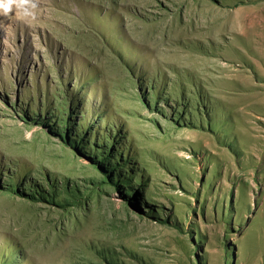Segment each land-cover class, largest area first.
<instances>
[{
	"label": "rangeland",
	"instance_id": "374dc122",
	"mask_svg": "<svg viewBox=\"0 0 264 264\" xmlns=\"http://www.w3.org/2000/svg\"><path fill=\"white\" fill-rule=\"evenodd\" d=\"M36 3L0 15V264H264V0Z\"/></svg>",
	"mask_w": 264,
	"mask_h": 264
},
{
	"label": "bare ground",
	"instance_id": "6f19581e",
	"mask_svg": "<svg viewBox=\"0 0 264 264\" xmlns=\"http://www.w3.org/2000/svg\"><path fill=\"white\" fill-rule=\"evenodd\" d=\"M138 2V1H137ZM168 25V24H167ZM161 26V25H160ZM172 26V25H171ZM149 28H152V27H150V26H148ZM160 29H162V28H160ZM165 30V29H164ZM214 29H211L210 31H207V32H200V35L201 34H206V35H211L212 34V31H213ZM145 31L146 32H149V31H147L146 29H145ZM150 31H152V33L153 34H155V32H154V29L153 30H150ZM156 31H159V30H156ZM167 31V30H166ZM172 31V30H171ZM231 32H234L235 30H230ZM162 33H164V32H162ZM245 33H246V29H245ZM161 34V33H160ZM247 34V33H246ZM157 35V34H156ZM220 35V34H219ZM215 36H218V34H217V32L215 33ZM152 37V36H151ZM159 38V37H158ZM261 46V45H260ZM258 47V46H257ZM257 47H255L254 49H252V51L253 50H255L257 53H256V55L257 56H259L260 57V52L258 51V48ZM259 49H261V48H259ZM237 51V50H236ZM184 57V59H189V61L191 62V65H192V67H194L193 69H196V68H198L199 70H202L203 68H209L208 67V61L207 60H205L204 58H202V57H199V56H197V55H192V54H190V50L188 51H186V54L183 56ZM183 59V60H184ZM264 59V58H263ZM187 63V62H186ZM187 66V65H186ZM189 67H191V66H189ZM197 70V69H196ZM195 70V71H196ZM225 71H228V68H225ZM198 72V71H197ZM242 73V72H241ZM245 74V73H244ZM208 74H206V76H207ZM236 75V74H235ZM226 77V76H225ZM241 77V76H240ZM246 77V76H245ZM227 78V77H226ZM229 79H231L230 77H229ZM235 79V78H234ZM245 99H247L248 101L250 100L251 101V97H249V95L248 96H246V98ZM245 101V100H244ZM247 101V102H248ZM249 101V102H250ZM246 102V103H247ZM252 102L251 103H248V105H247V107L248 108H250V107H252ZM252 118V117H251ZM251 128V127H250ZM252 130V129H251ZM248 136V135H247ZM248 137H250V136H248ZM249 139V138H248ZM228 160H229V158H228ZM64 246V245H63ZM62 248V249H61ZM67 249H65L64 247H60V245L59 244H56V246H54L53 244H51L50 243V250L47 252L48 253V256L50 257V259L51 260H53L55 263L56 262H58V264H61L62 262H63V256H65V255H63L64 254V251H66ZM81 258H82V256H80ZM75 258V257H74ZM76 259V258H75ZM74 259V260H75ZM84 259H86V258H84ZM91 259V258H90ZM80 261V260H79ZM78 262V261H77ZM86 262H90L89 260H87L86 259V261H85V263ZM84 263V262H83ZM94 263H95V261H94ZM98 263H100V262H98Z\"/></svg>",
	"mask_w": 264,
	"mask_h": 264
},
{
	"label": "clouds",
	"instance_id": "9594fccd",
	"mask_svg": "<svg viewBox=\"0 0 264 264\" xmlns=\"http://www.w3.org/2000/svg\"><path fill=\"white\" fill-rule=\"evenodd\" d=\"M36 0H0V15L15 13L17 16L30 19L35 16Z\"/></svg>",
	"mask_w": 264,
	"mask_h": 264
}]
</instances>
